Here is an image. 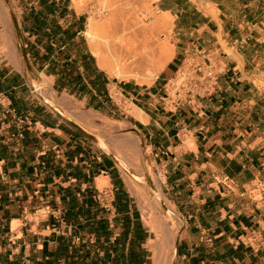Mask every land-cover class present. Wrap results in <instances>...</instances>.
I'll use <instances>...</instances> for the list:
<instances>
[{"label": "rangeland", "instance_id": "374dc122", "mask_svg": "<svg viewBox=\"0 0 264 264\" xmlns=\"http://www.w3.org/2000/svg\"><path fill=\"white\" fill-rule=\"evenodd\" d=\"M43 5L52 7L42 9ZM79 5L75 8L70 0H0V68L12 70L17 75L15 81L22 80L28 102L44 105L81 133L95 156L92 155L93 170L103 167L107 174L104 176H108L100 177L104 184L99 186L97 179H90L92 188L85 197L66 204L70 218L65 220L72 231H62L65 234L58 246L65 244L69 248L52 253L82 263L89 260L129 264L137 260L146 264L147 243L149 239L161 238L166 219L168 230L176 235L170 264L178 259V248L187 246V233L195 237L199 257L213 258L216 246L222 243L214 242L212 231L202 234L206 236L204 241H200L198 234L213 220L212 209L230 203L229 198L237 190L240 192L229 181L244 185L240 189L247 195L240 203L233 202L235 205L247 203L252 196L259 203L256 209L264 210V0H148L147 4L140 0H80ZM74 16L82 23L74 41V45L77 41L80 46L79 53L69 51L64 55L55 51L51 61L40 62L39 55L44 56L47 45H52L46 41L55 35V26L65 27ZM89 17L98 24H114L110 26L114 27V35L143 45L137 69L127 70L121 76L100 69L85 35ZM164 44L166 49L162 51ZM78 56H89L92 60L88 61L105 74L110 96L108 91L98 98L78 93L67 78L61 79L63 63L69 57L73 63H79ZM189 63H199L205 70L210 68L213 76L206 82L200 79L199 83L198 78H192L197 88L189 94L185 93L184 82L185 92L176 96L178 71ZM73 66L70 71L74 72ZM152 73L156 76L152 77ZM166 83L170 99L162 103L170 120L175 116L181 118L171 129L178 133L177 140L184 152L197 153L196 138L211 133H236L240 139L234 141L228 135L222 140L211 139L212 153L199 156V161L194 156L178 158L173 168L170 164L164 168L161 153L152 146L147 129H143L149 124L147 108L139 104L140 99L133 92H142L141 99L146 100L145 93L153 89L159 92ZM235 87H239L237 92ZM5 94V82L0 78V118L5 113ZM207 97L216 101L212 102L215 106L226 103L224 114L217 107H203L200 101ZM179 99L182 105H176ZM232 104L239 107L235 112ZM155 113L159 119L158 124L154 122L155 127L167 131L160 124L168 121L165 109L157 106ZM221 116L231 117L222 121ZM243 166L253 171L252 176L255 174L248 184L250 176ZM97 173H91V178ZM170 181L179 186L171 189ZM184 181L193 183L186 187ZM203 181L204 186L199 187ZM143 212L153 219V226L147 224ZM19 225L14 222L12 228ZM256 232L254 236L246 234L240 237L242 240L239 238L241 243L260 246L257 255L246 253L249 263L264 258V228ZM230 243L232 240L223 245ZM33 248L27 255L30 264L40 258L38 253H31ZM14 255L11 264H22V259ZM5 256L0 252L1 260Z\"/></svg>", "mask_w": 264, "mask_h": 264}, {"label": "crops", "instance_id": "0c3cea01", "mask_svg": "<svg viewBox=\"0 0 264 264\" xmlns=\"http://www.w3.org/2000/svg\"><path fill=\"white\" fill-rule=\"evenodd\" d=\"M45 7L50 9L52 6L43 5L41 8ZM79 25L80 20L74 16V19L68 21L65 27L55 26V28L59 27L62 32L59 31L60 34L51 35V38L46 41L52 45L51 47L47 45L48 52L44 56L39 55V61L43 64L51 61L55 51L64 53V55L69 51L79 53L80 46L77 45V41L74 45V41L80 33ZM36 30L39 33L38 26H36ZM70 58H67L63 63L60 77L63 80L67 78L71 86L75 88L74 90L77 89L78 93L85 92L91 97L97 98L109 90V82L105 74L96 65L90 63L86 67V64H83L89 60V56H78V59L81 60L79 63H73ZM71 65H74V72L70 71ZM86 68L87 71H85ZM16 76L12 70L0 68V78L3 79L6 86L5 113L3 118H0V252L5 254L6 258L0 259V264H11L14 254V257L18 255L22 259V264H30L31 259L27 255L32 247L35 249L33 248L31 253H38L40 256L35 264H102L89 260H85L83 263L77 260L73 261L71 257L69 259L68 256L62 258L53 253L69 248L65 244L58 246L62 240V234H65L62 231L66 229L69 231L68 234H71L70 230L72 231L71 224L65 220V218H70L66 204L71 205L74 201L76 202L78 197L80 199L85 197L87 190L92 188L89 186L90 179L95 181L100 177L108 176H104L107 174L103 167L93 170L92 163L95 159L92 157L93 152L87 139L44 105L28 102L25 94L26 86L22 84L21 79L17 78L15 81ZM102 81L104 84L101 83ZM98 85H100V90L97 88ZM238 88L235 87L234 92H237ZM108 92L110 96V91ZM122 93H125L124 90ZM133 93H137V97L140 99L139 104L142 103L144 104L143 108H147L146 117L149 124L148 128L144 127L143 129H147L149 140H153L152 146L161 153L165 161L164 168L169 164L173 168L178 158L194 156L197 158L196 161H199V156L212 153L214 143L210 142L211 139L222 140L225 135L230 136L234 141L240 139V135L236 133H211L207 137L196 138L197 153L184 152L180 147V140H177L180 138L178 133H174L171 129L179 123L181 118L175 116L177 121L174 124L175 119L170 120L166 105L162 103V101L170 99L169 96H166L167 92L163 88L159 92L154 89L149 90L148 93H145L148 94V97L146 95L144 97L147 98L146 100L141 99L142 92L134 91ZM222 94L223 90L217 96L221 97ZM156 101H159V104L155 105ZM212 102L216 101L209 97L200 101L203 107L208 106L215 110L218 108L224 114L227 109L226 103L215 106L216 104L214 105ZM157 106L165 109L168 121L160 124L164 126L162 129H168L167 131L159 130L161 126L157 128L154 125V122L157 123L159 120L157 119L158 114L155 113ZM232 107L234 112L239 108L238 106L234 107V104ZM151 108L152 112L148 110ZM181 114L183 115V113L179 115ZM221 117L223 121L229 120L231 116ZM242 136L246 135L242 134ZM206 138L207 142L204 143ZM236 148L241 149L240 146ZM89 156L92 158H87ZM243 170L250 176L246 182L248 184L254 180L255 174L252 176L253 171L245 169L244 166ZM91 173H97L96 177L91 178ZM169 179L171 178L169 177ZM205 182L203 181V184L198 186L203 187ZM170 183L171 189L179 186L178 183L172 181ZM192 183L184 181L183 184L189 187ZM215 184L224 188V185L220 183ZM229 184L233 188L239 189L240 192L237 190V194L229 198L230 203H223L218 208L212 209L215 211L212 214L213 220L210 219V222L202 228V233L198 234L201 237L200 241H204L206 236L204 237L202 234L212 231L215 235L214 242L217 243L216 240H219L222 243L219 247L216 246L217 253L213 254V258L210 255H208V259L199 257L196 253L198 245L194 242L195 237H191L187 233L188 247L182 245L178 248V259H175L172 264H264V258H258L254 263H249L245 259L247 252H254V255H257L260 246L254 247L255 245L241 243L239 240L246 234L254 236L257 234L256 231L264 228V210L262 212L256 209L259 203L254 201L252 196H249L250 200L247 203L240 204V206L235 205V202L240 203L247 198V195H244L240 189L244 185L240 187L235 181H229ZM208 185H210L209 180ZM207 192L206 196H209L210 191ZM223 205L225 208H222ZM14 222L20 223L15 229L12 228ZM231 240L233 242L230 243L231 245H223V242ZM181 253H183L182 256H180ZM130 262L129 264H140L137 260Z\"/></svg>", "mask_w": 264, "mask_h": 264}, {"label": "bare ground", "instance_id": "6f19581e", "mask_svg": "<svg viewBox=\"0 0 264 264\" xmlns=\"http://www.w3.org/2000/svg\"><path fill=\"white\" fill-rule=\"evenodd\" d=\"M75 8H79L80 0H70ZM148 3V0H140ZM163 19V18H161ZM110 22L98 24L92 17L86 22L85 35L91 54L96 58L100 69L108 72L115 71L117 76H121L125 71H132L139 67L140 59L143 55V45H135L114 35L110 27ZM136 25V24H134ZM147 42V41H146ZM166 49V44L162 46V51ZM156 74L152 73V77ZM151 77V76H150ZM139 117V116H138ZM97 186L104 184V179L96 180ZM147 224L153 226L154 221L149 219L148 213L143 212ZM161 238L149 239L147 243L146 264H170L172 247L176 242L174 231L168 230V223L163 224ZM161 231V230H160Z\"/></svg>", "mask_w": 264, "mask_h": 264}, {"label": "built area", "instance_id": "2783aa9c", "mask_svg": "<svg viewBox=\"0 0 264 264\" xmlns=\"http://www.w3.org/2000/svg\"><path fill=\"white\" fill-rule=\"evenodd\" d=\"M182 68V67H181ZM179 69L178 74H179V79L180 82L178 83V86L175 90L176 96L180 95L181 91H184V86L183 83L185 82L187 86L186 94H189L194 88L196 87V83L193 86V79L192 78H198V82H200V79H202L203 82H206L207 80H210L211 77L213 76V71L209 68L208 70H205L203 66H201L199 63H189L187 64L186 68ZM189 71V72H188ZM189 81L191 84H187L186 82ZM169 84V83H168ZM168 84H164V91L167 92L166 88L169 87ZM205 92V91H204ZM207 92V91H206ZM168 96V92L167 95ZM183 101L182 100H177L176 105H182Z\"/></svg>", "mask_w": 264, "mask_h": 264}, {"label": "trees", "instance_id": "16d2710c", "mask_svg": "<svg viewBox=\"0 0 264 264\" xmlns=\"http://www.w3.org/2000/svg\"><path fill=\"white\" fill-rule=\"evenodd\" d=\"M79 26H80L79 28H81V27H82V23H80V25H79ZM55 31H56V32H55V35H57V34L59 33V31H61V30L59 29V27H58V28L56 27V28H55ZM56 33H57V34H56ZM89 60H92V59L90 58ZM90 63H91V62H90V61H88V60H87V61H85V62H83V64H86V67H87V65H88V64H90ZM89 66H90V65H89ZM85 71H87V68H86V70H85ZM104 81H105V80H104ZM104 81H102L101 83H102V84H104ZM97 88L100 90V85H98V87H97Z\"/></svg>", "mask_w": 264, "mask_h": 264}]
</instances>
